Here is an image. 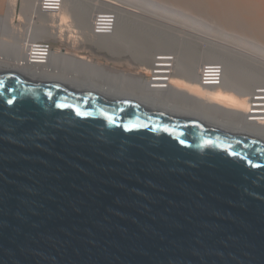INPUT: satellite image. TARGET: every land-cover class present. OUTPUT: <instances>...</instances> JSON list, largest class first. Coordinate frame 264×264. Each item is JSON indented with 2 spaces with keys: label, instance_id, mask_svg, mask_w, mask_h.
<instances>
[{
  "label": "water",
  "instance_id": "95a60500",
  "mask_svg": "<svg viewBox=\"0 0 264 264\" xmlns=\"http://www.w3.org/2000/svg\"><path fill=\"white\" fill-rule=\"evenodd\" d=\"M0 264H264V139L0 69Z\"/></svg>",
  "mask_w": 264,
  "mask_h": 264
},
{
  "label": "bare ground",
  "instance_id": "6f19581e",
  "mask_svg": "<svg viewBox=\"0 0 264 264\" xmlns=\"http://www.w3.org/2000/svg\"><path fill=\"white\" fill-rule=\"evenodd\" d=\"M35 3L36 0H23V19L27 20L35 13ZM101 8L118 12L116 30L111 35L91 36V18ZM17 15L16 1L9 0L5 12L0 13V69L32 74V77L43 80L71 81L72 78L80 81L84 70L81 74L80 70H75L81 76L76 73L65 76L59 73V66L52 64L54 56L61 58L60 54L68 52L60 53L57 49L44 64L25 62L31 46L25 45L14 34L13 18ZM46 22H53V25L33 24V39L58 36L66 25L73 26L78 40L96 44L99 50L113 54H130L141 68L147 70L145 73L150 72L158 56H172L175 73L167 89H148L143 75L138 76L133 84L135 76L128 75L129 80L132 79L128 83L131 93L136 90L137 96L141 93L143 99L168 107L170 112L197 116L264 139V124L246 120L249 96L257 88L264 89V0H65L61 13ZM3 27L6 28L3 30ZM7 46L11 51L5 49ZM87 63L91 70L98 68L106 72L94 61ZM204 63L224 66L222 84L203 85L199 81L198 72ZM79 65L83 69L82 64ZM87 66L84 67L85 75L91 71ZM126 81L127 78L125 84Z\"/></svg>",
  "mask_w": 264,
  "mask_h": 264
},
{
  "label": "built area",
  "instance_id": "2783aa9c",
  "mask_svg": "<svg viewBox=\"0 0 264 264\" xmlns=\"http://www.w3.org/2000/svg\"><path fill=\"white\" fill-rule=\"evenodd\" d=\"M64 3L65 0H36L35 13L29 16V19H23L21 14L14 17L15 36L25 42V45L30 44L31 46V50L27 52L26 63H47L52 53L57 49L62 53L76 47H82L84 50L97 48L96 44H92L83 39L70 38V31H68V38H64V32H59L58 36H51L46 39H33L31 37L33 24L35 23L43 27L52 26L53 22L46 21L59 15L63 10ZM42 18L45 19L44 22ZM118 18L119 14L114 9H99L91 18L90 35H111L116 30ZM61 25L62 21L59 22V26ZM224 71V66L221 63H204L198 72V79L203 85L219 86L223 82ZM174 73V58L163 55L158 56L154 60L150 72L144 73L142 78H144L148 89L165 90L169 87L171 76ZM246 117L248 122L264 124V89L257 88L249 96V107Z\"/></svg>",
  "mask_w": 264,
  "mask_h": 264
},
{
  "label": "crops",
  "instance_id": "0c3cea01",
  "mask_svg": "<svg viewBox=\"0 0 264 264\" xmlns=\"http://www.w3.org/2000/svg\"><path fill=\"white\" fill-rule=\"evenodd\" d=\"M98 48L99 47L97 46V48H93V49L90 48L89 50H84V49H82V47H80V48L76 47V48L68 49L67 52L69 54H67V53L66 54H60V55H62L61 58H60V56H54L52 58V61H53L52 64H53V66H55V65L59 66V68H58L59 73H62L63 75L67 74V76L68 75L69 76H73L75 73L78 74L77 72L79 70H80L79 73L80 72L83 73V70L86 72V69H84V67H86L87 64H88L87 62H90V61H94V62H96V64H100L101 66H103L104 69L106 70V72L105 71L102 72L101 70L99 71L98 68H97L98 71H97V69H95V70L92 69L95 72L97 71L98 72V74H97V72L96 73L93 72L87 66L88 67L87 69L91 70L92 72L91 71H87V73H89L90 76H86L88 74L86 73V75H85V72L83 73L85 75L86 81H84L85 80L83 78L84 75L83 74H82V76L80 75L81 73L78 74L79 76H81V80L80 81H76V80H74L72 78H71V81H70V79H61V80H59V79H49V80L52 81V82H59V83H65V84L74 85V86H76L78 88H82V89H92V90L102 92V93L107 94V95L112 96V97H125V98H129V99H132V100L133 99L134 100H138V101H140L142 103L153 105V106H155L157 108H160V109L169 110L168 107H163V106H161L159 104H156V103L152 104V101L149 102V100L143 99V97L141 95H139L141 93H139L138 96H137L136 95V93H137L136 90H135V92L133 90V93H131L132 89L130 87V84H128V83H130V80H132V79L130 78V80H129L128 75H129V77L133 78V76L135 74L131 73L129 71V68L127 67L128 66V64H127L128 58H126V57L129 56V55L122 54V53L116 54V52H115V54H113V52H107L108 55H106L105 54L106 51H103L102 49L99 50ZM67 57H71L75 62L73 60H71V58L67 59ZM63 58L64 59L66 58V59L64 60ZM70 60L73 61V63ZM84 62L86 63V66H83L85 64ZM73 64H74V66H73ZM79 64H82L81 67H83V69L80 68ZM76 69H78V70H76ZM61 70H62V72H61ZM30 75H32V74H30ZM96 75H97V77H96ZM32 76H34V75H32ZM87 77H89L90 80ZM82 78L84 79L83 81H82ZM126 78H127V81L129 80L128 82L126 81L127 84H125V79ZM136 78H138V76L134 77L133 84L135 83V81H136L135 79ZM103 85H104V87H103ZM126 87H129V88L126 89ZM137 91H139V89ZM132 94H134V95H132ZM136 96H137V98H136ZM139 98H141V99H139ZM173 111H176V110H173ZM176 112L182 113V111H176Z\"/></svg>",
  "mask_w": 264,
  "mask_h": 264
},
{
  "label": "rangeland",
  "instance_id": "374dc122",
  "mask_svg": "<svg viewBox=\"0 0 264 264\" xmlns=\"http://www.w3.org/2000/svg\"><path fill=\"white\" fill-rule=\"evenodd\" d=\"M16 1V11L18 14H22V4H23V0H15ZM9 3V0H0V13H4L6 8H7V5ZM16 17V16H15ZM14 20V18H13ZM3 26V25H2ZM4 28L6 27H3V30ZM14 29V28H13ZM71 29V30H70ZM73 29H75V27H72V26H69V25H66L65 26V29H64V38H68L67 35H68V31H70V38H75L77 39V37L74 36V32H73ZM6 38V37H5ZM12 44V43H11ZM79 48V47H77ZM5 49L7 50H10L11 51V48H9V46L5 47ZM108 51L105 52L106 55H108L107 53ZM127 55V54H126ZM125 57V56H124ZM126 58H128V68H129V71L131 73H134L135 75L134 76H142L144 75L145 72H147L146 69L144 68H141L142 66H140L137 62L134 61V59H132V57L130 56H127ZM131 62V63H130Z\"/></svg>",
  "mask_w": 264,
  "mask_h": 264
}]
</instances>
